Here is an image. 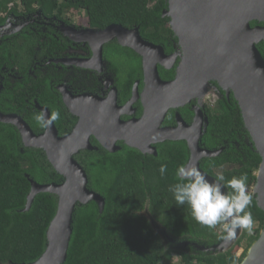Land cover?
<instances>
[{
  "label": "trees",
  "instance_id": "trees-1",
  "mask_svg": "<svg viewBox=\"0 0 264 264\" xmlns=\"http://www.w3.org/2000/svg\"><path fill=\"white\" fill-rule=\"evenodd\" d=\"M18 3L27 10L37 8L48 15L80 16V24L92 28L121 25L138 27L145 35L149 32L173 34L168 27L169 19L162 17L167 8L166 0H0V14H8L9 8L14 12ZM3 21L0 19V25ZM21 43L25 45L24 41ZM16 49H22L26 56L25 48L18 44ZM7 51L0 48V68L6 61ZM261 54L264 58L263 51ZM45 92L39 99L42 100ZM51 107L54 112L55 106ZM207 113L204 144L208 148L225 146V149L217 158L206 159L201 169L214 178L222 174L226 180L248 174V192L252 196L248 210L256 221L253 234L248 235L243 230L236 244L219 254L195 252L190 247L182 251L165 248L148 218L141 214L143 211L151 215L170 237L182 242L189 240L211 247L223 240L219 226L214 230L202 227L193 220L188 206H177L168 191L178 182L177 167L187 161L184 147L170 144L161 151L163 159L150 158V161L133 151L126 158L86 152L88 155L78 159L84 161L88 189L103 197L105 205L102 212L95 202L76 206L64 264H171L175 256L179 257L177 264L243 262L264 228V212L253 196L262 159L249 140L240 109L233 100L232 104L219 103V109ZM30 122L35 131L41 130L35 119ZM17 143L18 135L13 128L0 124V264H30L44 253L46 232L57 211V197L39 194L30 210L23 212L31 190L29 180L41 185L62 182L42 150L32 148L21 154L15 148ZM161 164H167L164 176L159 172ZM232 165L233 169H223ZM137 167L142 172L134 175ZM214 170L220 173L216 174ZM225 191L230 189L225 188ZM243 245V253L238 256Z\"/></svg>",
  "mask_w": 264,
  "mask_h": 264
},
{
  "label": "water",
  "instance_id": "water-1",
  "mask_svg": "<svg viewBox=\"0 0 264 264\" xmlns=\"http://www.w3.org/2000/svg\"><path fill=\"white\" fill-rule=\"evenodd\" d=\"M166 3L167 8L163 10L162 17L169 19L168 27L180 47L179 54L171 57V61H175L177 56L182 58L175 79L169 82L162 81L158 75V64L168 69L162 48L144 42L139 29L129 30L121 25H110L100 31L71 30L83 42L90 44L97 40L98 46H91L99 60H102V45L115 37L121 46L134 50L143 58L144 115L139 121H116L114 125L119 133L107 138L103 132L106 123L98 125L96 130L89 118V113L94 107H100L102 102L90 96L75 98L64 91L61 93L65 106L79 119L73 132L67 136L59 137L53 122L44 133L35 135L18 117L0 113V122L16 127L27 147L42 150L52 168L62 178L60 184L45 185L29 180L31 190L23 212L30 210L39 194L57 197V211L46 232L45 251L30 264H64L76 206L95 202L100 212L104 209L103 197L88 189L87 174L75 159L81 150H94L90 135H94L99 144L110 152L116 150L114 145L119 140L150 154H154L149 145L152 140L163 142L186 139L190 151L187 166L195 165L210 182L214 180L199 168L200 161L216 158L222 149L208 151L199 147L204 124L199 110L196 109L194 126L197 132L193 139L182 134L186 128H182L179 118L180 126L177 129H159L168 110L181 108L192 99L203 97L210 80L217 81L227 93L231 91L234 94L244 126L262 159L253 196L259 209L264 212V58L258 49L259 44H264V27H260L264 23V0H166ZM252 23L256 26L251 27ZM111 105L115 106L114 101L112 104L107 102L108 109ZM41 110L50 118L47 109ZM98 119L105 120L104 117ZM89 128L92 130L89 131ZM242 232L238 229L233 240H222L211 247L201 246L196 251L225 253L236 244ZM184 245L191 247L188 242ZM215 250L218 252H213ZM241 264H264V228Z\"/></svg>",
  "mask_w": 264,
  "mask_h": 264
},
{
  "label": "flooded vegetation",
  "instance_id": "flooded-vegetation-1",
  "mask_svg": "<svg viewBox=\"0 0 264 264\" xmlns=\"http://www.w3.org/2000/svg\"><path fill=\"white\" fill-rule=\"evenodd\" d=\"M11 9L9 8L10 12L8 14H0V19H4L3 25H0V48L4 47L8 50L6 61L2 62V67L0 68L1 114L18 117L28 125L35 135H40L44 133L46 128L35 131L30 121L35 119L36 115L43 113L42 108L47 109L51 117L53 113L51 106H55L56 110L54 112H59L60 118L53 121L54 126L58 131L59 137L67 136L73 132L79 119L65 106L61 93L64 91L75 98L90 96L102 102L99 104L100 107H94V110L89 113V118L96 130L98 125L106 123L103 127V132L107 138H112L119 133L114 125L116 121L128 123L134 120L139 121L143 117L145 89L143 58L134 50L121 46L118 38L115 37L102 45V60H99L95 57L91 46H98L97 40H93L89 44V42H83L73 32L74 30L86 29L100 31L108 27L92 28L80 25L76 22L75 17L70 14L61 16L52 13L48 15L37 8L33 11L27 10L21 7L20 3L15 6L14 12ZM255 26V23L251 24V27ZM260 27H264V23L260 24ZM124 28L129 30L139 29L138 27ZM115 33L117 34V32ZM139 35L144 42L161 47L166 56L164 63L168 69L160 64L157 65L160 79L165 82L174 80L176 69L182 59L181 56H177L175 61H171V57L179 54L180 48L174 34L158 35L149 32V34L145 35L139 29ZM22 41H24L25 45H22ZM18 44L20 47L25 48V57L22 49L20 51L16 49ZM258 49L264 52V44H259ZM44 91L46 92L41 100L39 97ZM5 98H7V101ZM232 100L234 105L239 108L231 91L227 93L217 81L210 80L203 97L194 98L189 104L181 108L168 110L159 129H177L182 123V128H186V130L182 131V134L188 136V139H193L197 132L194 126L197 119V109L202 114L204 121L199 147L208 151H219L222 149L223 152L225 146L217 149L208 148L204 144V135L208 124L207 112H215L219 109V103L227 102L232 104ZM112 101H114L115 106L111 105L110 109H108L107 102L112 104ZM99 117H104L105 120L98 119ZM0 124L12 127L14 133L18 135L19 143L16 144L15 148L21 154H25L26 150L32 149L24 144L23 138L16 127L2 122ZM90 130L92 128H89ZM89 140L94 150H81L75 155L76 161L80 162L79 164L83 168H85V165H83L84 161L78 158L91 153L126 158L133 151L150 161V158H162L161 151L167 149L170 144L184 147L187 153L185 165L188 164L190 159V151L186 139L166 140L163 142L152 140L149 145L150 150H154V154L144 153L140 149L130 147L124 141L119 140L114 145L116 150L110 152L99 144L94 135H90ZM249 140H251L250 135ZM205 160L202 159L200 161V169L205 165ZM233 168V165L223 167V169L228 170ZM135 171L137 173L133 172L134 175L142 172L139 167ZM214 172L216 174L220 173L217 170H214ZM142 180L144 181L145 179ZM143 212L141 213L142 215ZM149 217L153 220L151 215ZM146 218L148 217L146 216ZM153 222L155 221L153 220ZM155 223L163 228L157 222Z\"/></svg>",
  "mask_w": 264,
  "mask_h": 264
},
{
  "label": "clouds",
  "instance_id": "clouds-1",
  "mask_svg": "<svg viewBox=\"0 0 264 264\" xmlns=\"http://www.w3.org/2000/svg\"><path fill=\"white\" fill-rule=\"evenodd\" d=\"M59 118V112H53L50 118L45 113L35 116L41 128H49ZM159 172L164 176L167 164H161ZM175 176L178 182L171 185L168 191L177 206H188L191 217L202 227L214 230L219 226L223 233L220 238L225 241L233 240L238 229L248 235L253 234L256 221L248 210L252 196L248 192L247 173L233 176L230 180L220 174L210 182L195 165H180ZM225 188L230 191H225Z\"/></svg>",
  "mask_w": 264,
  "mask_h": 264
},
{
  "label": "rangeland",
  "instance_id": "rangeland-1",
  "mask_svg": "<svg viewBox=\"0 0 264 264\" xmlns=\"http://www.w3.org/2000/svg\"><path fill=\"white\" fill-rule=\"evenodd\" d=\"M73 17H75L76 22H78V24H80V21H82V18H80V16H73ZM73 17H72V19H73ZM256 175H257V173H256ZM143 215L148 217V219L152 225V228L160 236V240H161V242L165 248H171V249L179 250V251L185 250V248H187V246L184 245L185 242L180 241V239H175V238L170 237L163 228H161L159 225H157L155 222H153V220L147 215L146 211L143 212ZM188 244H190L189 246H191L195 252H196V250H198L201 247V245L194 243L192 241H189V240H188ZM244 247H245V245H243L242 249H240L238 251V253H237L238 256H240L243 253ZM213 252L217 253L218 250H215ZM178 261H179V257L177 258L175 256L174 259L172 260L171 264H177ZM162 264H165V263H162Z\"/></svg>",
  "mask_w": 264,
  "mask_h": 264
}]
</instances>
